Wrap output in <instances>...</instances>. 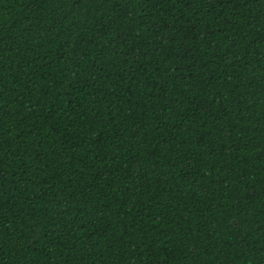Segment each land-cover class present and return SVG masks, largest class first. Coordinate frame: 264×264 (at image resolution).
<instances>
[{
	"label": "trees",
	"instance_id": "16d2710c",
	"mask_svg": "<svg viewBox=\"0 0 264 264\" xmlns=\"http://www.w3.org/2000/svg\"><path fill=\"white\" fill-rule=\"evenodd\" d=\"M0 264H264V0H0Z\"/></svg>",
	"mask_w": 264,
	"mask_h": 264
}]
</instances>
